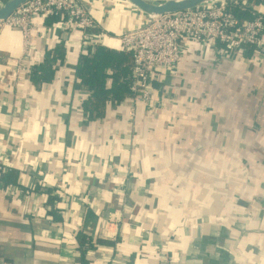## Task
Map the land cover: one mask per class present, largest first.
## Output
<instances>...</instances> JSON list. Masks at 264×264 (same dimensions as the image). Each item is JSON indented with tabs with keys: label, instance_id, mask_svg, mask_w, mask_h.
<instances>
[{
	"label": "crops",
	"instance_id": "1",
	"mask_svg": "<svg viewBox=\"0 0 264 264\" xmlns=\"http://www.w3.org/2000/svg\"><path fill=\"white\" fill-rule=\"evenodd\" d=\"M73 1L110 49L147 22L125 0ZM36 23L28 53L0 23V168L11 171L5 184L0 169V264H264L255 50L192 49L183 75L159 73L152 110L130 119L126 99L93 121L75 69L83 29L62 15ZM60 45L54 78L34 84L33 67Z\"/></svg>",
	"mask_w": 264,
	"mask_h": 264
},
{
	"label": "built area",
	"instance_id": "2",
	"mask_svg": "<svg viewBox=\"0 0 264 264\" xmlns=\"http://www.w3.org/2000/svg\"><path fill=\"white\" fill-rule=\"evenodd\" d=\"M247 0L241 1L243 4ZM238 0H209L197 9L163 16H148L142 27L122 33L117 37L120 51L133 54V81L131 110L129 118H136V108L147 111L154 108V81L170 73L173 77L181 73L183 62L192 49L213 48L222 44L227 56L239 57L253 48L257 58L264 61V7L249 6L256 15L240 23L230 11L229 5ZM55 12H62L63 18L71 20L83 29V44L98 46L101 35L92 15L73 0H30L3 22L5 26L18 29L24 36V48L29 52L33 32L37 31V18H47ZM26 71L20 58L16 72ZM2 170V168H0ZM112 220H117L113 215Z\"/></svg>",
	"mask_w": 264,
	"mask_h": 264
},
{
	"label": "trees",
	"instance_id": "3",
	"mask_svg": "<svg viewBox=\"0 0 264 264\" xmlns=\"http://www.w3.org/2000/svg\"><path fill=\"white\" fill-rule=\"evenodd\" d=\"M243 4L232 3L230 11L240 23L253 19L256 15L249 6H263L264 0H247ZM63 16L62 12H55L47 18ZM63 46L46 54L43 63L33 67L31 79L36 85L50 82L54 78V62L63 59ZM133 54L98 46H89L80 56L75 66L80 86L87 95L83 100V110L88 114L90 120L102 119L107 111L116 109L127 99L131 98V85L133 81ZM6 170V171H5ZM1 178L5 184L9 181L7 177L11 172L2 166Z\"/></svg>",
	"mask_w": 264,
	"mask_h": 264
},
{
	"label": "water",
	"instance_id": "4",
	"mask_svg": "<svg viewBox=\"0 0 264 264\" xmlns=\"http://www.w3.org/2000/svg\"><path fill=\"white\" fill-rule=\"evenodd\" d=\"M30 0H6L0 5V23L11 17ZM132 8L148 16H163L197 9L209 0H125ZM200 230V229H199Z\"/></svg>",
	"mask_w": 264,
	"mask_h": 264
},
{
	"label": "rangeland",
	"instance_id": "5",
	"mask_svg": "<svg viewBox=\"0 0 264 264\" xmlns=\"http://www.w3.org/2000/svg\"><path fill=\"white\" fill-rule=\"evenodd\" d=\"M5 2H6V0H0V5H1V4H4ZM212 159H213V158H212ZM222 171L226 172L225 169L222 170ZM229 173H230V172H229ZM219 179H220V178H219ZM239 196H240V195H237V196L235 195L234 198H235V199H237V198L239 199ZM232 199H233V198H232ZM235 202H236V201H235Z\"/></svg>",
	"mask_w": 264,
	"mask_h": 264
}]
</instances>
